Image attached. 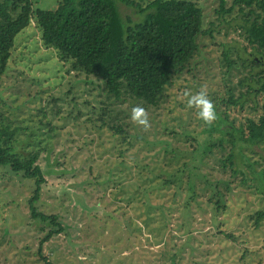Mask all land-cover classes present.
<instances>
[{"label": "rangeland", "instance_id": "374dc122", "mask_svg": "<svg viewBox=\"0 0 264 264\" xmlns=\"http://www.w3.org/2000/svg\"><path fill=\"white\" fill-rule=\"evenodd\" d=\"M31 1L35 9L45 11L56 10L61 2ZM225 1L227 9L233 6L234 0ZM200 3L205 29L211 34L201 40V54L193 65L192 74L182 76L168 89L167 99L159 109L145 108L151 127L145 130L131 121V110L136 106L129 101L118 104L117 108L113 106L114 113H118L128 127L126 143L122 142V136H113L108 128H97L102 124L91 113L100 114L104 100L101 88L87 83L85 76L77 78L76 72L69 70L56 55L41 46L36 48L32 41L41 42L39 32L22 36L11 68L0 84L3 102L0 113L20 127L30 126L34 132L48 121L60 127L55 132L59 142L49 136L47 129L41 136L49 142L56 161L53 158L43 163L47 185L43 188L39 211L58 215L64 231L40 251L41 242L52 228L38 224L31 217L29 201L34 182L8 168L0 169V264H127L132 257L133 264H171L165 263L162 255L164 245H153L156 242L151 239L149 232H153L147 225L150 218L147 201L155 208L157 218L162 217L169 206L178 207L164 239L168 257L176 256V264H264V226L256 229L250 218L264 208V198L256 190L259 183L255 182L245 161L237 160V169L245 178L239 174L233 181L235 189L226 196L228 209L219 215L207 203L210 194L203 190L206 195L198 198L200 205L192 204L193 218L186 221L183 213L187 195H180L177 189H169L164 183L165 168L172 158L169 150H181L186 156L194 153L193 145L197 146L192 135L199 140L203 138L205 123L198 118L195 109L187 106L185 94H194L206 84L215 105V100L221 102L228 95V85L233 87L249 75L235 52L244 43L241 34L234 31L237 11L220 14L221 0H201ZM118 7L124 21L128 18L138 21L134 10L121 3ZM33 27L35 30V24ZM228 48H232L230 56L239 65L233 69L221 57ZM54 98L60 99L62 121L50 114L54 105L48 102ZM88 100L90 106L85 104ZM77 107L83 116L75 123ZM170 131L177 132L178 136ZM19 136L15 146L17 153L26 157L40 150L36 138L29 139L23 132ZM72 141H80L78 155L76 146L68 150V143L73 144ZM253 151L259 155L254 156V160L264 158V150L256 147ZM64 152L71 162L58 167ZM247 153L253 152L247 150ZM220 159L214 161L213 157L208 165L209 169H216L218 175L221 174ZM223 176L232 181L231 170ZM244 179L248 180L246 185L241 183ZM67 189L69 192L64 193ZM187 225H191V234H187ZM141 228L139 234L135 233ZM219 232L233 238L221 236ZM160 233L154 229L153 235L156 238ZM247 250L250 254L242 260Z\"/></svg>", "mask_w": 264, "mask_h": 264}, {"label": "trees", "instance_id": "16d2710c", "mask_svg": "<svg viewBox=\"0 0 264 264\" xmlns=\"http://www.w3.org/2000/svg\"><path fill=\"white\" fill-rule=\"evenodd\" d=\"M200 1L61 0L56 10L45 11L35 9L31 0H4L0 2V84L11 68L19 40L22 36L29 33L32 35L37 31L41 42L32 41L36 48L41 46L51 55H56L69 70L76 72L77 78L85 76L87 83L94 88H101L104 100L101 102L100 114L91 111L102 124L97 128H108L113 136H122V142L126 143L128 127L118 113H114L113 106L117 108L118 104L129 101L133 106L159 109L167 99L168 89L182 76L192 74L193 65L201 54V40L211 34V31L205 29ZM119 3L134 10L139 16L138 21H133L132 18L124 21ZM220 8L222 15L237 11L234 19L237 26L234 31L241 34L244 43L235 52L242 66L249 70V75L233 87L228 85V95L221 102L214 101L217 119L211 125L205 124L201 133L202 140L192 135L193 142L197 144L193 145L194 153L185 156L186 152L181 150H169L172 158L165 168L167 178L164 183L169 189H177L180 195H187L183 213L186 221L193 218L190 212L192 204L200 205L198 198L205 196V192L210 194L207 203L217 215L227 211L226 196L235 189L233 181L239 174L245 178V174L237 169L239 158L246 162L255 182L259 183L256 190L264 198V158L261 161L254 160V156L259 155L253 151L256 147L264 150V0H234L229 9L226 1L221 0ZM231 50L232 48H228L223 51L221 57L233 69L239 65L231 58ZM93 97L100 99L98 95ZM49 103L54 105L50 114L60 119L63 114L60 99L54 98ZM0 104H3L1 100ZM85 104L91 105L89 100ZM76 111L78 115L74 118L75 123L83 116L80 107ZM17 124L0 113V169L8 168L34 182V192L29 201L31 217L38 224L52 228L40 244L41 251L46 243L64 231L58 215L39 211L43 188L47 185L43 163L54 158L49 142H45L41 136L44 135L43 130L47 129L49 136L55 137L59 142L55 132L60 127L57 123L48 121L40 124V129L34 132L30 126L23 128ZM22 132L29 139L36 138L39 141L38 152L26 157L17 153L15 146L19 143V134ZM170 132L175 137L178 136L177 132ZM70 143L68 150H73L72 147L76 146L78 155L80 141ZM247 150L253 153L246 154ZM67 154H62L58 167L71 162ZM46 155L48 157L45 158ZM213 157L214 161L221 158L218 163L221 172L219 175L215 172L216 169L208 168ZM228 170L233 174L231 182L223 176ZM216 178L218 180H213ZM247 182L244 179L241 183L246 185ZM67 192L69 189L64 191ZM147 204L149 229L153 233L154 229L161 231L156 238L149 232L151 239L156 242L153 245H164L162 255L165 256V263L169 261L176 264V256L168 257L164 239L168 224L178 207L174 209L169 206L162 217L157 218L153 212L155 208L149 201ZM250 218L256 229L262 228L264 208L256 211ZM214 220H217L216 215ZM137 226L140 227L138 224ZM187 230V234H191V225H187ZM141 231L142 228L135 233L139 234ZM219 235L233 238L224 232H219ZM249 254L247 250L242 260ZM132 259L133 257L127 264H133Z\"/></svg>", "mask_w": 264, "mask_h": 264}, {"label": "clouds", "instance_id": "9594fccd", "mask_svg": "<svg viewBox=\"0 0 264 264\" xmlns=\"http://www.w3.org/2000/svg\"><path fill=\"white\" fill-rule=\"evenodd\" d=\"M185 95L187 96V106L195 109L198 118L205 124L211 125L217 119L215 105L209 98L206 84L202 85L198 92L194 94L186 93ZM130 119L134 124L143 127L145 130L151 127L148 112L144 107H133Z\"/></svg>", "mask_w": 264, "mask_h": 264}]
</instances>
